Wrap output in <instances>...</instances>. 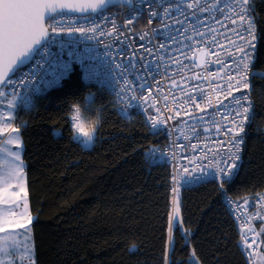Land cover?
<instances>
[{"label":"trees","instance_id":"16d2710c","mask_svg":"<svg viewBox=\"0 0 264 264\" xmlns=\"http://www.w3.org/2000/svg\"><path fill=\"white\" fill-rule=\"evenodd\" d=\"M252 8L259 37L254 69L264 76V0H252ZM256 85L258 115L247 128L237 175L223 189L214 181L182 189L179 227L171 234L168 169L149 167L144 155L165 135L149 134L135 112L121 115L113 96L84 83L78 71L18 111L36 264H164L166 253L171 264H191L193 253L197 264H250L223 196L253 202L264 194V80ZM73 102L100 116L90 148L71 135Z\"/></svg>","mask_w":264,"mask_h":264},{"label":"snow or ice","instance_id":"6c2138e0","mask_svg":"<svg viewBox=\"0 0 264 264\" xmlns=\"http://www.w3.org/2000/svg\"><path fill=\"white\" fill-rule=\"evenodd\" d=\"M110 7H117L127 17L123 24L117 23L113 18L115 13L104 15L109 12ZM211 7L214 6L209 5L206 8L200 0L187 4L184 0H93V2L85 0L79 4L67 3L65 0H0V98L16 93L14 100L8 101L13 110L18 106L16 102L23 104L24 107H31L32 98L35 95L43 94L60 85L61 81L73 72L75 65L81 70L82 78L86 82L95 83L115 96L112 103H117L116 111L121 115H130L129 110L139 109L140 104L136 102L137 98L131 95L127 97V105H124V97L129 92H143L145 88L151 89L150 81L159 74L165 58L171 59L177 54L182 57L188 49L194 46L199 47L204 43L211 46L217 43L215 36L210 41L206 39L212 35L214 30L210 28L205 19H202V14ZM65 9L80 13L81 18L85 20V25L65 26L63 17L69 14L64 11ZM231 9H236L233 15L237 19L233 20V24H238L237 27L231 29V34L236 39L229 40L228 43V48L231 49L229 54L231 63L226 72L228 75L227 97H225L228 109L227 134L231 139L227 141L224 154L217 151L212 155L207 168L198 164L191 169L185 167L183 172L175 170L172 180L176 187L172 191L177 194L193 182H208L209 175L213 177V180H220L221 189L225 184L230 183L237 174V161L240 159L246 134L245 129L256 120L258 115L257 106L251 99V93L257 86L256 78L264 80V76L254 69L257 35L255 20L251 14L252 0H233L230 12ZM145 13L148 16L149 25L153 20H160L161 26L151 29L150 33L145 31L140 34L137 40L139 48H132L131 55L125 56L124 53L129 51V45L133 43L128 39L129 34L137 35L132 32V25ZM109 23L112 25L110 29L107 27ZM200 28H204L205 31H200ZM189 31L191 35L188 34ZM61 33L68 35H61ZM75 33H80V36L77 37ZM157 37L160 38V43L155 45L152 40ZM104 38H111L112 43H105ZM227 38L226 36L225 39ZM93 40L95 43H90ZM101 46L103 51L99 50ZM220 47L223 51V46ZM171 62L179 69L177 74L185 71L194 73V69L182 67L179 58ZM216 63L218 66L221 65L219 58ZM28 64L31 67L26 71H20ZM14 76L15 79H13ZM190 79L203 82L202 78L195 74ZM183 83L191 88L190 93L184 94V99L193 104L196 109H200V104L196 101L200 99L203 92L198 83L188 84L187 80H183ZM156 86L159 87V82ZM172 88L182 93L184 91L175 79L172 80ZM233 93H238V95H233ZM148 98L150 97H145V99ZM84 99L87 100L88 97ZM225 106V102H219L220 108ZM101 107H106V105ZM201 112L203 113V109ZM180 115L181 110L177 109L176 116ZM183 115L189 117L195 125L208 122L203 114L193 116L191 111H185ZM169 119H174V117L169 116ZM161 124L162 121L151 118L149 134L155 135L161 129ZM97 130L95 128L89 135L84 129H80L82 137L85 138V147L91 143L93 134ZM11 132L18 134L19 129H11ZM71 135L75 137L72 131ZM199 135L200 133L193 129L192 138H198ZM172 143L174 146L180 144V138L178 137ZM15 147L22 149L23 145L19 139H16ZM182 147H187V145L184 144ZM192 148L195 150L197 145L193 144ZM11 155L18 162L17 169H13L6 175L0 174V183L7 184L13 176L18 181L23 177L25 166L21 155L19 153ZM144 155L151 161L149 167L158 166L161 158L165 160V163L167 162V154L158 149H150ZM216 156H220V159L217 160ZM199 159H209V152L206 151ZM17 186L20 191L15 195L19 198L24 188ZM257 195L260 197L258 203L264 205V195ZM226 203L228 207H231L230 201ZM25 220L26 223L17 224L14 219H5L0 216V231H7L3 225L10 224L27 234L31 218L25 217ZM178 227L179 222L170 217V234ZM248 231L254 233L251 228ZM262 235H264V229L252 235L251 243H249V237L244 235L242 239L245 251L254 248L257 237ZM169 243L172 244L171 235ZM0 253L10 255L3 247H0ZM24 255L27 257L28 264H33L32 249H25ZM189 260L191 264H197L195 253ZM0 264H12V262L4 260L0 261ZM164 264H171L167 253Z\"/></svg>","mask_w":264,"mask_h":264},{"label":"built area","instance_id":"2783aa9c","mask_svg":"<svg viewBox=\"0 0 264 264\" xmlns=\"http://www.w3.org/2000/svg\"><path fill=\"white\" fill-rule=\"evenodd\" d=\"M184 2L185 4L193 3L194 0H184ZM200 2L206 8L209 5L214 6L202 14V19H205L208 22L210 28L214 30L212 35L208 36L206 39L210 41L212 37L215 36L217 37V43L211 46H209L208 43L201 44L199 47L194 46L188 49L182 57L177 54V56H174L171 59L165 58L163 65L160 67L159 74L150 81L152 85L151 89L145 88L143 92H129L124 97V105H127L128 103V96L134 95L137 98L136 102L140 104V108H132L129 111L137 113L145 123L147 121L146 124L149 129L151 118L162 121L161 129L156 133L165 135L166 142L162 145L152 146L146 152H148L150 149H158L160 152L167 154V162L165 163V160L161 158L159 165L166 166L169 172L168 177L170 182V202L172 206L175 204L177 195V193L172 191V189L176 187L172 180L175 170L183 172L185 167L191 169L196 167L198 164H202L205 166V168H207L212 155H214L217 151H219L221 154H224L225 149L227 148V141L231 139V137L227 134L228 109L225 97H227L228 81V75L226 72L227 67L231 63L229 60L231 49L228 48V43L229 40L236 39V37L231 34V29L238 26V24H233V20L237 19V17L233 15L236 9H231V12L229 11L233 0H200ZM156 7L159 8L160 6L156 5ZM110 13H115L113 18L116 19L117 23L119 24H123L127 19V17L122 12H120L117 7L109 8V12L104 13V15H109ZM251 14L254 18L253 8ZM180 18L183 19V17ZM57 19H60V17H57ZM63 20L65 22V26L79 27L85 25V20L81 18L80 15L72 13L64 16ZM160 26V20H153L151 25H149L148 16L145 13L144 16H142L134 23V25H132V32L136 33L137 35L133 36L129 34L128 39L133 41V43L129 45V51L124 53V55H131L132 48H139V43L137 40L140 34H143L145 31L150 33L151 29L159 28ZM107 27L110 29L112 27L111 23H109ZM185 27H187V25H185ZM199 30L205 31L204 28H200ZM255 30L257 40L255 42L256 50L254 55H256L259 42L256 23ZM188 34L191 35V31H189ZM61 35L68 34L61 33ZM75 35L79 37L80 33H75ZM226 36L228 37L227 39H225ZM104 42L111 44L112 39L104 38ZM90 43H95V41H90ZM152 43L158 45L160 43V38L157 37L153 39ZM220 46H223V51L221 50ZM99 50L103 51V47L101 46ZM177 58L180 59L182 67L194 69V73L192 71H185L181 74H177L179 69L174 63L171 62V60ZM217 58H219L221 62L220 66H218L216 63ZM29 67H31L30 64L21 68L20 71H26ZM76 71H78L82 77L81 70L78 66L74 65V70L71 74ZM71 74L65 80L61 81L60 85H62L71 76ZM193 74L202 78L203 82L191 80L190 78L193 76ZM17 75H19V73H17ZM13 79H15V76ZM173 79H175L177 83H179L184 89L183 93L180 90H174L172 88ZM183 80H187L188 84L198 83L200 90L203 92V95L200 97V99L196 101V103L200 104V109H196L193 104L184 99V94L190 93L191 88H189L187 84H184ZM83 81L86 84H91L100 88V86L95 83L86 82L84 79ZM157 82H159V87L156 86ZM60 85L56 87H59ZM56 87L49 89L47 92ZM5 91L10 90L5 89ZM47 92L35 95L32 98V105L37 97L44 95ZM15 95L16 93H12L8 96L15 97ZM233 95H238V93H233ZM112 96L115 100V96ZM145 97L150 98L145 99ZM228 99L230 100V98ZM219 102H225L226 106L220 108ZM25 108L29 107H24L23 104L18 102L17 112ZM177 109L181 110L180 116H176ZM201 109H203V113L201 112ZM185 111H191L193 116H200L203 114L208 122L195 125L189 120V117L183 115ZM169 116L174 117V119H169ZM247 128L245 129L246 134L244 136V143L242 145L240 159L237 161V165L243 159ZM193 129L200 133L198 138H192ZM178 137L180 138L181 143L174 146L172 142L176 141ZM184 144H186L187 147H182ZM193 144L197 145L195 150L192 148ZM206 151L209 152V159H199L200 157L204 156ZM145 158L151 162L147 157ZM216 159L219 160L220 156H216ZM197 171H199V169H197ZM207 181H214L219 185L221 183L219 179L213 180L211 175L207 177ZM199 184L202 183L193 182L185 188ZM259 199L260 197L258 196L253 202L247 201V203H245V200L238 201L227 194L223 196L226 206V201L231 202V207H227L235 221L236 226L240 229L242 237L244 235L249 237V243H251L252 235L254 233H259L258 224L264 222V219H261V217H264V205L258 203ZM249 228L253 229L254 233L249 232ZM242 237L240 241V248L245 254L249 263L255 264L262 246L261 237L258 236L256 246L254 248L248 249L247 251H245V244ZM249 253H251V255H249Z\"/></svg>","mask_w":264,"mask_h":264},{"label":"rangeland","instance_id":"374dc122","mask_svg":"<svg viewBox=\"0 0 264 264\" xmlns=\"http://www.w3.org/2000/svg\"><path fill=\"white\" fill-rule=\"evenodd\" d=\"M0 100H2V103H0V174L6 175L13 169H17L18 162L15 161L11 155L12 153H19L24 166L25 163L23 160V147L22 149H17L15 147L16 139H19L23 145L20 128L15 125L18 106L15 110L9 106L8 101L14 100V97L12 96L0 98ZM16 103L18 104V102ZM11 129H19V133H13L11 132ZM55 132L59 133V130H56ZM75 136L81 141L83 147H85V138L79 135ZM94 138L95 133L93 134L91 143L85 148H90L93 145ZM9 141L11 142L9 143ZM23 173V177L19 181L13 176L8 180L7 184L0 183V216L5 219H14L17 224L26 223L25 217H30L31 223L28 224L29 232L25 234L24 231L18 227L14 228L13 225L4 224L3 227L7 231H0V247H3L7 253H10V255L0 253V261L8 260L12 262V264H28L27 257L24 255L25 249H32L33 264H36L32 235V222L34 215L31 212L29 204L25 167ZM17 185L23 186L24 188V192H20L19 198L15 195V193L20 191ZM179 195L180 191L176 195L175 204L172 206V218L175 219L178 218L177 207L179 206ZM25 205H27V208H25ZM22 213L24 214L23 216L21 215ZM258 228L260 233L261 226L258 225ZM260 237L263 241L264 235ZM258 258L255 264H258Z\"/></svg>","mask_w":264,"mask_h":264},{"label":"clouds","instance_id":"9594fccd","mask_svg":"<svg viewBox=\"0 0 264 264\" xmlns=\"http://www.w3.org/2000/svg\"><path fill=\"white\" fill-rule=\"evenodd\" d=\"M68 119L71 131L79 136H82L80 129H84L89 135H91L93 130L101 123L98 114L86 115L80 102H73L69 105Z\"/></svg>","mask_w":264,"mask_h":264},{"label":"water","instance_id":"95a60500","mask_svg":"<svg viewBox=\"0 0 264 264\" xmlns=\"http://www.w3.org/2000/svg\"><path fill=\"white\" fill-rule=\"evenodd\" d=\"M65 2H67V3H71V4H79V3H82V2H85V0H65ZM87 2H93V0H87ZM110 8H112V7H110ZM65 12H68V13H72V14H76V15H80L81 16V14L80 13H73V12H71V10L70 9H65L64 10ZM25 66H27V65H25ZM25 66H23V67H25ZM22 67V68H23ZM240 166H241V162H239L238 163V167H237V173H238V171H239V169H240ZM237 175V174H236ZM235 175V176H236ZM234 176V177H235Z\"/></svg>","mask_w":264,"mask_h":264},{"label":"crops","instance_id":"0c3cea01","mask_svg":"<svg viewBox=\"0 0 264 264\" xmlns=\"http://www.w3.org/2000/svg\"><path fill=\"white\" fill-rule=\"evenodd\" d=\"M262 229H264V222L261 223V231ZM261 262H262V259H261Z\"/></svg>","mask_w":264,"mask_h":264}]
</instances>
